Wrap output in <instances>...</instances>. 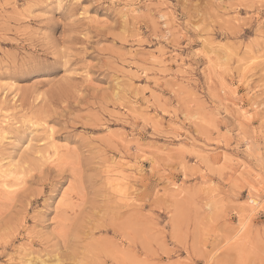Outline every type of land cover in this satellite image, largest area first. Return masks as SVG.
Returning a JSON list of instances; mask_svg holds the SVG:
<instances>
[{
  "label": "rangeland",
  "instance_id": "obj_1",
  "mask_svg": "<svg viewBox=\"0 0 264 264\" xmlns=\"http://www.w3.org/2000/svg\"><path fill=\"white\" fill-rule=\"evenodd\" d=\"M0 169V264H264V0H0Z\"/></svg>",
  "mask_w": 264,
  "mask_h": 264
},
{
  "label": "bare ground",
  "instance_id": "obj_2",
  "mask_svg": "<svg viewBox=\"0 0 264 264\" xmlns=\"http://www.w3.org/2000/svg\"><path fill=\"white\" fill-rule=\"evenodd\" d=\"M248 116V115H247ZM243 118H244V116H243ZM1 170V169H0ZM3 172V171H2ZM8 174V173H7ZM1 175H3V173L1 174ZM6 177V175L4 176V178ZM10 177V176H9ZM1 181V180H0ZM3 186V185H2ZM4 186L7 188V187H9L5 182H4Z\"/></svg>",
  "mask_w": 264,
  "mask_h": 264
}]
</instances>
